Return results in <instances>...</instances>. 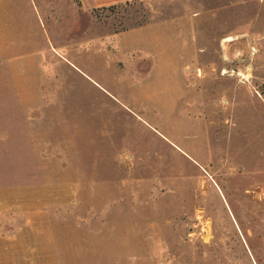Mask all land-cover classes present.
<instances>
[{"label":"rangeland","instance_id":"rangeland-1","mask_svg":"<svg viewBox=\"0 0 264 264\" xmlns=\"http://www.w3.org/2000/svg\"><path fill=\"white\" fill-rule=\"evenodd\" d=\"M2 1L0 205L42 194L54 264H264V0ZM152 21L172 54L101 52Z\"/></svg>","mask_w":264,"mask_h":264},{"label":"crops","instance_id":"crops-1","mask_svg":"<svg viewBox=\"0 0 264 264\" xmlns=\"http://www.w3.org/2000/svg\"><path fill=\"white\" fill-rule=\"evenodd\" d=\"M8 1L5 0L6 3ZM130 1L147 0H75L73 12H75V15L78 11L89 15L94 10ZM2 3L1 0L0 4ZM5 14L12 16L7 10ZM12 28L16 30L15 27ZM166 30L164 21H152L130 29L112 33L106 32L100 35V49L102 53H107L109 51V39H111L114 48L120 54L127 56H132L135 52L138 53L137 48L141 49L142 53L151 56L172 54L169 45L171 35ZM135 37H140L145 45L129 41L134 40ZM157 61L158 65L155 70L162 69L164 64L159 63L160 59H157ZM128 69H126L129 71L128 75L134 74V76L123 77L120 83L124 86H137L142 80L154 75L150 73L148 76L138 77L134 68L128 67ZM15 195V201L7 202L6 206L3 203L0 205V264H54L59 262V245L55 242L52 226L46 225L48 219L45 215V208L42 206V202L39 201L40 198L43 199L42 194L18 192ZM28 199L34 201L28 204L26 201ZM55 256L57 259H55Z\"/></svg>","mask_w":264,"mask_h":264},{"label":"bare ground","instance_id":"bare-ground-1","mask_svg":"<svg viewBox=\"0 0 264 264\" xmlns=\"http://www.w3.org/2000/svg\"><path fill=\"white\" fill-rule=\"evenodd\" d=\"M238 37L237 36H235V35H229V36H226V37H224L222 40H221V47L222 48H224V46H225V43H230V42H233L234 40H236ZM251 50H252V52L253 53H256L257 51H256V49L255 48H251ZM252 53V54H253ZM252 56V55H251ZM222 57H223V59L224 60H227L228 59V57H227V55L225 54V53H223L222 54ZM200 71V70H199ZM233 72V71H232ZM228 73V71L226 70V69H223L222 70V72H221V74H227ZM236 75V76H238L239 78H240V80L238 81V82H240V83H249L250 82V78H251V73L249 72V71H247V72H243V71H241V70H239V71H237V72H235V73H231V72H229V76H233V75ZM225 76V75H224ZM227 77V76H226ZM222 101H224L223 99H222ZM218 103V102H217ZM220 104V103H219ZM221 108V107H220ZM224 109V108H223ZM215 180V179H214Z\"/></svg>","mask_w":264,"mask_h":264}]
</instances>
